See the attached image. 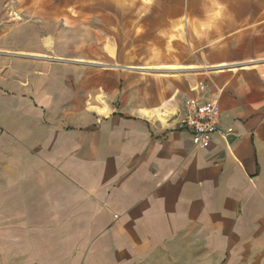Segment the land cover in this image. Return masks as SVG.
Instances as JSON below:
<instances>
[{
  "label": "crops",
  "instance_id": "crops-1",
  "mask_svg": "<svg viewBox=\"0 0 264 264\" xmlns=\"http://www.w3.org/2000/svg\"><path fill=\"white\" fill-rule=\"evenodd\" d=\"M20 1L30 11L21 31L28 21L31 36L15 46L36 74L24 105L78 115L67 116L61 137L34 136L40 152L16 165L39 177L45 169L47 193L33 210L31 198L15 207L20 240L30 239L16 264H42L33 257L45 249L61 255L69 231L59 224L79 225L81 255L89 234H99L98 247L115 225L127 239L178 227L212 238L214 222L228 223L238 207L246 218L247 207L264 206V0ZM70 47L54 57L65 59L55 82L52 51ZM193 98L219 103V129L206 144L178 124ZM55 165L77 211L55 205L53 192L69 191L54 185ZM81 224L94 225L86 237Z\"/></svg>",
  "mask_w": 264,
  "mask_h": 264
},
{
  "label": "rangeland",
  "instance_id": "rangeland-1",
  "mask_svg": "<svg viewBox=\"0 0 264 264\" xmlns=\"http://www.w3.org/2000/svg\"><path fill=\"white\" fill-rule=\"evenodd\" d=\"M165 2L171 4L173 0H165ZM31 4L33 5V2ZM22 5L20 0H0V264L21 262L20 248L27 251L29 247L30 239L20 240L19 235L20 231H23V225L15 223V207L20 212L21 201L31 198L27 200V204L32 203L33 210L40 204L41 197L47 194L46 190L40 188H44V183L40 181L43 179L42 182H45V169H42V176L39 177L38 170L36 174H33L34 172L30 174L28 168H23L20 173L16 165L40 152L42 143H34V136L41 137L53 132L54 136L61 137L62 126L70 123L67 116L78 115L73 112L63 116L61 112H47L39 110L40 108L29 110L24 105L25 99L30 97V90L27 88L32 81L31 77L36 74L31 71L32 62L28 61L26 56H20L28 53H23L22 48L15 46L16 42L28 43V38L31 36L28 21L22 25L26 30L21 31V19L30 18V11L22 9ZM151 5L157 6V1H151ZM72 50L74 49L71 47L58 48L55 51L57 55L52 51L55 82H61L59 75L62 73L60 67L63 65L61 64L63 59L55 58L69 55L73 53ZM20 81H22V89L19 88ZM26 132L27 136H32V142L30 143L28 139L26 143L16 144L15 137ZM22 140L24 141V138ZM15 157H17L16 161ZM54 168V185L59 187L65 185L66 189H69L67 192L60 190L53 192L55 205L62 200L64 204L71 206L72 211H77L79 203L73 200L76 198V193L72 192L70 179L67 177L62 181V177L56 173L59 167L55 165ZM37 199L38 203L35 204L34 200ZM98 203L105 204L101 200ZM236 212L235 218L233 214L229 216L228 223L225 220L223 225L214 222L212 238H206L204 232L199 231L195 235L178 227L171 233L160 230L156 239L136 240L131 237L127 239L125 232L121 233L123 229L115 225L105 235L107 239H103L98 247L93 244L99 234H89L81 255L78 249L80 245L75 239V233H79L77 231L79 225L59 224L58 226H63L62 229L67 228L69 231L67 249L64 251L60 249L61 255H57L54 251L47 254L45 249L47 256L35 255L33 258L37 263L42 264H264V206L247 207L246 218L242 215L241 208L238 207ZM96 225L105 228L110 226ZM81 226L84 230L85 224ZM93 226L86 225V230L83 231L85 237Z\"/></svg>",
  "mask_w": 264,
  "mask_h": 264
},
{
  "label": "built area",
  "instance_id": "built-area-1",
  "mask_svg": "<svg viewBox=\"0 0 264 264\" xmlns=\"http://www.w3.org/2000/svg\"><path fill=\"white\" fill-rule=\"evenodd\" d=\"M186 108V113L178 123L179 127L191 133L194 145L211 141L213 133L219 129L221 111L218 101L201 104L193 98L187 101Z\"/></svg>",
  "mask_w": 264,
  "mask_h": 264
},
{
  "label": "bare ground",
  "instance_id": "bare-ground-1",
  "mask_svg": "<svg viewBox=\"0 0 264 264\" xmlns=\"http://www.w3.org/2000/svg\"><path fill=\"white\" fill-rule=\"evenodd\" d=\"M167 70V69H166ZM155 113V112H154ZM156 115V114H155Z\"/></svg>",
  "mask_w": 264,
  "mask_h": 264
}]
</instances>
